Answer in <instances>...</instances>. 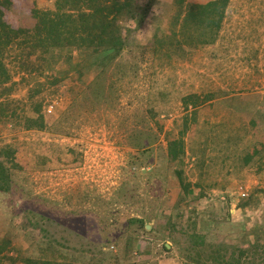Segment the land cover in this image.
I'll return each instance as SVG.
<instances>
[{
	"label": "rangeland",
	"instance_id": "374dc122",
	"mask_svg": "<svg viewBox=\"0 0 264 264\" xmlns=\"http://www.w3.org/2000/svg\"><path fill=\"white\" fill-rule=\"evenodd\" d=\"M31 1L4 12L33 27L2 50L0 264H264V0H226L206 43L184 42L185 1L136 0L99 67L101 51L48 39L57 0Z\"/></svg>",
	"mask_w": 264,
	"mask_h": 264
},
{
	"label": "trees",
	"instance_id": "16d2710c",
	"mask_svg": "<svg viewBox=\"0 0 264 264\" xmlns=\"http://www.w3.org/2000/svg\"><path fill=\"white\" fill-rule=\"evenodd\" d=\"M173 1L177 5L185 1L186 9L179 22L180 28L183 29L182 37L184 38V36H187L188 38H184V42H190V40H193L195 43L211 42L214 39L215 30L219 26L223 6L226 0H207L208 2L199 4H191L188 2L190 0ZM23 2L31 5L29 8L33 15L37 13V9L32 6L31 0H0V85L3 86L2 89L4 93H7L10 89V85H7L10 79V74L1 59L2 50L4 48L3 44L19 34L30 32L33 27L28 28L23 25H13V23H10L5 19L4 12H6L7 9L17 7L18 4ZM57 4L61 5L65 10H61V14L58 13V16H56V18L59 17L58 21L54 22V18L49 16L47 21H45V24H48L47 26H50V29L52 28V30L49 29L48 31V39L56 41L58 45H84L92 47L94 51H101L97 56L101 57H99V59L95 57V64L98 67L109 58L110 52L123 47L124 36L117 23V16L122 15L123 12L135 11L134 18L140 20L146 7L149 5V3L136 5V0H57ZM191 20H194V22H190ZM53 22L54 24L56 23L54 27ZM189 23L200 26H209L210 30L206 32L205 35L200 34L204 37L192 39V33L188 31L189 29L184 28L185 26L187 27ZM36 25L37 24H35L34 27ZM38 28H41V26L38 25ZM38 28L35 29L37 30ZM156 34L157 33H153L151 35V43L160 42L159 40L161 38ZM47 37H43V39ZM175 40V42L178 43L181 41L178 36ZM5 103L4 101H0V108L6 107L7 105ZM42 126L43 122L41 114H37L34 118L27 117V128H39ZM182 146V139L180 136L169 139L166 144L168 158L170 160L178 159L183 152ZM2 170L4 169L0 162V180L4 181L6 180L7 175L6 171ZM176 174L181 183L178 170H176ZM182 190L187 194L191 192L188 184H183ZM163 247H165L164 244ZM194 253L197 257L193 255V261L197 262V260L200 259L199 254L198 252ZM189 257L192 258V256ZM19 260L21 261V264H79L69 261L33 258L28 256L19 257Z\"/></svg>",
	"mask_w": 264,
	"mask_h": 264
},
{
	"label": "built area",
	"instance_id": "2783aa9c",
	"mask_svg": "<svg viewBox=\"0 0 264 264\" xmlns=\"http://www.w3.org/2000/svg\"><path fill=\"white\" fill-rule=\"evenodd\" d=\"M240 191V193L239 194H241V195H244L245 194V191H243L242 189L241 190H239Z\"/></svg>",
	"mask_w": 264,
	"mask_h": 264
},
{
	"label": "water",
	"instance_id": "95a60500",
	"mask_svg": "<svg viewBox=\"0 0 264 264\" xmlns=\"http://www.w3.org/2000/svg\"><path fill=\"white\" fill-rule=\"evenodd\" d=\"M145 226H148L147 224H145Z\"/></svg>",
	"mask_w": 264,
	"mask_h": 264
}]
</instances>
